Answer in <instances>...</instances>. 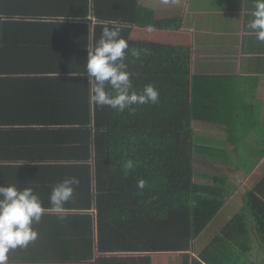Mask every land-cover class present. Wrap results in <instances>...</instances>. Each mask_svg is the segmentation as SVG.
<instances>
[{"label":"trees","instance_id":"16d2710c","mask_svg":"<svg viewBox=\"0 0 264 264\" xmlns=\"http://www.w3.org/2000/svg\"><path fill=\"white\" fill-rule=\"evenodd\" d=\"M106 27L119 28L139 52V59L129 52L125 61L133 90L154 85L158 104L119 112L90 100L88 50ZM196 56L194 34L183 19L158 20L139 0H0V77L61 76L79 83L70 85V103L82 99L77 120L85 128L68 131L71 140L83 138L69 155L86 167V185L91 183L85 211L97 214L103 254L131 251L141 255L136 264H250L249 251L237 250L227 235L216 236L197 257L190 254L224 208L228 182L239 169L211 161L214 149L196 146L195 126L224 130L227 153L235 154L237 130L247 131L257 105L236 100L241 93L229 91L219 77L198 75ZM247 106L250 117L237 109ZM129 160L131 170L125 168ZM263 198L258 188L245 203L264 241Z\"/></svg>","mask_w":264,"mask_h":264},{"label":"crops","instance_id":"0c3cea01","mask_svg":"<svg viewBox=\"0 0 264 264\" xmlns=\"http://www.w3.org/2000/svg\"><path fill=\"white\" fill-rule=\"evenodd\" d=\"M139 1L153 9L158 20L183 19L185 29L195 37L198 75L219 77L229 91L241 93H235L236 100L257 102L254 118L244 127L247 131L237 130L241 138L235 154L227 153V135L221 128L218 145L211 142L213 146H206L213 148L217 157L211 161L233 163L239 169L228 182L224 208L194 241L190 254L197 257L216 236L227 235L237 250L249 251L250 264H264V241L245 203L246 195L258 188L264 197V43L247 28L255 0ZM88 21L92 26L97 24L93 18ZM78 84L61 76L0 77V186L32 187L43 206L50 208L55 186L65 179L79 180L62 214L46 213L34 226L38 240L11 251L8 264H112L114 259L118 264H136L141 256L131 251L101 253L97 214L94 208L85 211L91 182L86 185V167L70 159L75 155H69V147L83 138L71 140L67 134L85 128L77 120L82 99L70 103L75 95L70 85L76 88ZM237 109L242 110V116H252V107ZM72 116L76 117L70 123L67 117ZM61 130L67 132L62 134ZM91 185L94 190V173ZM237 185H244L240 192L229 189Z\"/></svg>","mask_w":264,"mask_h":264},{"label":"clouds","instance_id":"9594fccd","mask_svg":"<svg viewBox=\"0 0 264 264\" xmlns=\"http://www.w3.org/2000/svg\"><path fill=\"white\" fill-rule=\"evenodd\" d=\"M167 2V0H165ZM253 19L247 28L264 43V0H255ZM149 31H152L151 26ZM129 52L139 59V52L129 48L121 37L119 28H104L94 47L89 46L86 65L89 78V97L98 106H108L124 112L134 105L158 104L160 93L154 85H145L141 92L133 90L132 75L125 62ZM129 160L125 168L133 169ZM79 180L65 179L55 186L50 195V208H45L32 187L20 189L16 184L0 186V264H8L9 253L17 248H26L39 238L35 229L46 213L62 214L64 205L73 197ZM137 187L143 189L145 181ZM62 218V217H61Z\"/></svg>","mask_w":264,"mask_h":264},{"label":"rangeland","instance_id":"374dc122","mask_svg":"<svg viewBox=\"0 0 264 264\" xmlns=\"http://www.w3.org/2000/svg\"><path fill=\"white\" fill-rule=\"evenodd\" d=\"M218 133H219V131L216 130L215 128L214 129H208L207 125H196L195 126V143H196V146L197 147H205V146L212 145V143H214L215 145H218V139L216 138L218 136ZM199 158H201V157H199ZM243 187H244V185H237V187H230L229 189L231 191H234V192H237V191L240 192L243 189ZM231 197H233V196H231ZM227 198H228V196L226 197V199Z\"/></svg>","mask_w":264,"mask_h":264}]
</instances>
